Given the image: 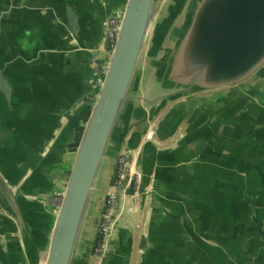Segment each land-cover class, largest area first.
<instances>
[{
  "label": "water",
  "instance_id": "95a60500",
  "mask_svg": "<svg viewBox=\"0 0 264 264\" xmlns=\"http://www.w3.org/2000/svg\"><path fill=\"white\" fill-rule=\"evenodd\" d=\"M164 1L126 0L121 8L116 44L103 84L89 105L61 203L52 205L51 195L45 198V205L52 206L56 215L43 259L40 238L22 205L39 202L40 197L26 193V182L8 179L0 166V234L5 235L0 264H91L94 258L98 264H126L131 238L124 239L120 220L129 203L138 198L143 201L149 194L154 196L152 214L149 232L142 238L139 264H264V0H173L167 15L157 17ZM63 2L70 43L90 52L100 49L106 18L117 8L114 0ZM54 7L49 11L55 12ZM91 17H104L102 36L95 46L85 45L82 36L84 23L87 19L90 23ZM0 18L1 36L6 25ZM5 56L0 53L1 127L12 121L16 93V85L1 66L7 63ZM145 56L150 72L154 67V81L147 88L142 68ZM143 85L145 93L141 92ZM208 93L213 94L192 98ZM167 108L151 130L162 141L176 138L175 145L160 146L152 139H142L144 127ZM196 110L201 114L198 122L209 118L205 130L197 135L190 128L198 122L183 123ZM71 124L53 138L45 162L61 153ZM183 124L190 127L183 128L184 135L180 133ZM210 137L222 140L215 160L229 167L234 160L250 163V174L243 173L246 182L236 191L229 185L222 199H207L211 205L200 213L182 196L174 201L160 198L169 206L157 204L162 166L170 176L174 168L183 171L185 165L201 158ZM122 151L140 175L139 186L135 196L132 181L119 189L103 250L96 256L99 226ZM238 163L237 169L248 173ZM184 184L178 182L180 190ZM171 190L167 187L166 191ZM6 245H11V258L18 245L20 261L7 260Z\"/></svg>",
  "mask_w": 264,
  "mask_h": 264
},
{
  "label": "crops",
  "instance_id": "0c3cea01",
  "mask_svg": "<svg viewBox=\"0 0 264 264\" xmlns=\"http://www.w3.org/2000/svg\"><path fill=\"white\" fill-rule=\"evenodd\" d=\"M125 2L126 0H114L113 4L117 8H122ZM63 4V0H0V10L5 13L0 17H3L6 25L0 36L3 38V43L0 44V53L6 55L5 60L7 61L6 64L1 62V66H5L6 74L16 85L12 121L7 126H0V151L2 152L0 166L8 179H21L22 183L26 182V193H37L40 197L39 202L22 203L27 210L26 218L29 225L40 238L38 242L40 259L45 256V249L56 215L52 206L45 205V198L51 195L52 205H54L55 197H61L65 190L77 147L91 110L90 101L87 98L93 74L90 59L94 55L100 56L99 49L90 52L86 49H78L70 43L67 36L68 22L67 17L64 16ZM53 6H55L53 8L55 12H50L49 10ZM90 19V23H88V19L84 23L83 42L85 45L95 46L102 36L104 17H91ZM0 20L2 19L0 18ZM36 42L42 46H36ZM33 45L34 48H32ZM40 49L43 52L39 54ZM150 67L149 59L145 63L143 62L144 73ZM153 71L154 67L152 74ZM145 84V88L149 87L147 83ZM143 87L144 85L141 87V92L145 93ZM222 91L227 92V90ZM212 94H196L192 98L210 97ZM2 99L4 102L5 99ZM167 111L168 108L144 127L142 139H148L146 136L148 131L156 127L158 121ZM200 115L197 110L193 111L189 121L187 119L183 123L194 124L199 121ZM208 120L209 118L206 116L202 123L198 122L196 128H190L187 126L189 124H183L180 133L184 135L183 128L185 127L186 130L190 128L192 133L197 135L196 133L205 130L204 122ZM71 123L73 126L65 139L61 153L45 162L43 159L53 143V138L59 136L64 128ZM255 128L258 130L260 127L255 126ZM255 128L253 129L254 139L257 136ZM154 138L153 135L151 139L160 146L171 147L176 142V138L164 141ZM221 143L222 140L218 141L216 137H210V144L206 146L201 158L185 165L183 171L180 168L181 172L174 168L172 176L162 166L158 182V184L162 182V185L161 187L159 185L157 193L159 200H156V203L159 204L160 198L163 197L174 201L182 196L193 205L191 208L194 212L200 213L211 205V202L207 201L210 197L222 199L229 185L235 191L237 186H242V183L247 180L243 173L250 174V163L244 160L238 163V160H234L229 167V164L228 166L224 165L223 160L220 162L215 160L214 157L217 155ZM170 147L164 148L169 150L167 148ZM223 152L227 154L228 149L225 148ZM237 163L248 173L237 169ZM107 171L106 165L102 174L103 183L106 181ZM229 171H232L233 174H230ZM252 172L257 174L254 169ZM179 181H185L182 190H180L181 186L177 185ZM167 187H171L172 190L166 191ZM176 189L180 190L181 195ZM152 199L154 196L149 194L143 201L138 198L132 204L129 203L126 216L120 220L124 231L121 234L124 235V239L131 238L132 250L126 264H139L143 248L142 238L144 239L149 232ZM167 203L160 201V204H164V206H169L165 205ZM220 204H222V200ZM0 236L2 237L0 243H2L5 241V235L0 234ZM6 246L7 260L15 263L20 261L18 245L13 250V258L10 257L8 250V248L11 249V245ZM124 246H128V242H124ZM91 264H98V260L94 258Z\"/></svg>",
  "mask_w": 264,
  "mask_h": 264
},
{
  "label": "built area",
  "instance_id": "2783aa9c",
  "mask_svg": "<svg viewBox=\"0 0 264 264\" xmlns=\"http://www.w3.org/2000/svg\"><path fill=\"white\" fill-rule=\"evenodd\" d=\"M121 16L122 9L114 8L112 13L106 18L104 26V39L99 49L100 56L94 55L90 59V65L93 70V74L90 79V92L88 94L90 103L94 102L97 96V90L103 84L109 57L116 44ZM146 136L148 139H151L153 136V130L150 129ZM130 181H132L133 183L132 195L135 196L139 186L140 175L136 171H134L132 163L126 156V151H122L117 158L115 175L108 192L106 206L103 211L102 220L99 226V236L97 245L95 247L96 256L103 250L104 238L108 231L109 217L113 213L114 202L118 195L119 189L124 185L127 186ZM54 203L56 205H60L61 197H55Z\"/></svg>",
  "mask_w": 264,
  "mask_h": 264
},
{
  "label": "rangeland",
  "instance_id": "374dc122",
  "mask_svg": "<svg viewBox=\"0 0 264 264\" xmlns=\"http://www.w3.org/2000/svg\"><path fill=\"white\" fill-rule=\"evenodd\" d=\"M173 3V0H165L164 3H163V6L160 10V12L158 13L157 17H165L167 15V12H168V9H169V5H171ZM186 9H184L183 13L180 14L178 17L179 20H177V25L180 24L181 20H182V17H184V13H185ZM147 54V52H146ZM148 60V57L145 56L144 59H143V62L145 63L146 61ZM143 79L145 81V83L147 84H150L154 81V76L153 74L150 72V70H147L144 75H143ZM143 81V82H144ZM156 88L158 89V86H156Z\"/></svg>",
  "mask_w": 264,
  "mask_h": 264
}]
</instances>
